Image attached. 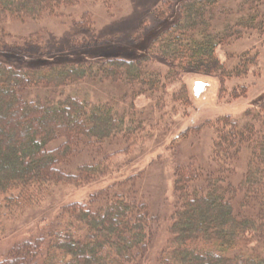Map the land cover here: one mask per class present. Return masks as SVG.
Here are the masks:
<instances>
[{
	"label": "trees",
	"instance_id": "obj_1",
	"mask_svg": "<svg viewBox=\"0 0 264 264\" xmlns=\"http://www.w3.org/2000/svg\"><path fill=\"white\" fill-rule=\"evenodd\" d=\"M80 1L0 0V19L38 20ZM154 17L156 23L137 38L142 44L133 57L52 56L31 38L23 45L11 40L0 27V134L11 127L10 140L0 135V219L36 205L53 185L103 180L110 174L104 142L130 140L144 128L133 118V102L117 109L113 100L91 101L63 88L121 82L132 98L157 91L164 96L163 81L185 72L214 75L223 84L256 64L257 54L246 51L227 67L215 52L264 32V0H177ZM79 22L89 24L90 15L85 12ZM15 50L35 64L14 59ZM156 59L166 63L165 71L153 68ZM245 92L242 86L230 98ZM210 126L211 166H199L191 155L174 169L169 238L155 264H264V95L240 117L219 116ZM84 145L91 161L73 174L56 167L68 165ZM140 177L114 180L85 202L60 205L52 219L42 217L26 238L0 253V264H140L148 254L151 220L146 205L135 203Z\"/></svg>",
	"mask_w": 264,
	"mask_h": 264
},
{
	"label": "rangeland",
	"instance_id": "obj_2",
	"mask_svg": "<svg viewBox=\"0 0 264 264\" xmlns=\"http://www.w3.org/2000/svg\"><path fill=\"white\" fill-rule=\"evenodd\" d=\"M176 1L81 0L74 6L59 7L57 14H44L38 20L27 19L21 22L5 17L0 19V27L10 35L11 40L23 45L22 43L27 44L24 39L31 38L32 44L37 43L35 45L51 52L49 55L52 56H73L74 60L133 57L142 44L141 39L137 38L144 36L157 21L154 17L156 10L168 8L169 4ZM85 12L91 17L89 24L79 22ZM33 35L37 37L36 40ZM36 51L37 49H33L28 53L33 54ZM246 51L250 55L256 53L257 59L255 65L248 66L245 76L225 80L221 84L214 75L189 71L174 81L164 80L163 89L160 90L164 91V96L156 94L157 91L152 95L142 94L132 98L131 89L121 82L102 85L82 82L63 88L64 94L85 95L91 101L113 100L117 109L127 108L133 102V118L142 120L145 123L142 122L144 128L135 131L138 136L130 137V140L115 139L104 142L103 146L109 154L104 164H107L110 174L104 176L103 180L77 185H53L44 196H40L36 205L23 211L15 210L11 220L1 218L0 253L7 252L26 238L42 217L46 220L52 219L60 205L75 201L85 202L91 193L106 187L114 180L141 174L140 190L133 197L135 203L143 202L146 205L151 220L148 254L140 264H155L158 253L169 238L170 216L174 204V169L189 161L191 155L199 159V166H211L212 143L215 137L210 126L212 121L224 115L240 117L252 102L264 95V32L243 36L234 43L218 47L215 53L228 67L234 63L235 56ZM15 52L14 59L20 63L26 61L28 55H23L19 50ZM227 54L234 56L232 60L227 59ZM32 62L35 64V61ZM166 66L165 62L156 59L153 68L165 71ZM196 81L204 83V88L197 96L193 93ZM242 86L246 89L245 96L230 98L233 93L239 94ZM31 91L30 88L29 92ZM185 99L187 103L182 102ZM10 112L3 114L6 125L7 120L12 118ZM24 118L25 115H19L20 121ZM10 129L9 126L5 128L0 134L1 137L9 139ZM69 132H73V129ZM57 143L58 140L49 143L46 148L49 149ZM86 150L85 145L79 146L78 152L69 157L68 165L60 163L56 167L73 174L86 160L91 161V153ZM240 172L242 170H236L239 175Z\"/></svg>",
	"mask_w": 264,
	"mask_h": 264
},
{
	"label": "water",
	"instance_id": "obj_3",
	"mask_svg": "<svg viewBox=\"0 0 264 264\" xmlns=\"http://www.w3.org/2000/svg\"><path fill=\"white\" fill-rule=\"evenodd\" d=\"M204 88V83L200 81H196L193 86V93L195 96H197L202 89Z\"/></svg>",
	"mask_w": 264,
	"mask_h": 264
}]
</instances>
